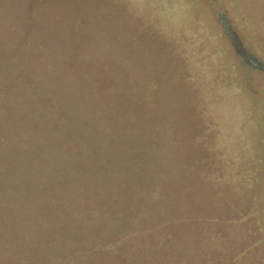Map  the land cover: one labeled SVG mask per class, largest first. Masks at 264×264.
<instances>
[{
    "label": "trees",
    "instance_id": "trees-1",
    "mask_svg": "<svg viewBox=\"0 0 264 264\" xmlns=\"http://www.w3.org/2000/svg\"><path fill=\"white\" fill-rule=\"evenodd\" d=\"M103 1L109 9L92 1L87 17L106 13L108 20L116 0ZM59 12L51 33H64L60 15H86ZM2 34L0 264H197L204 247L219 251L223 238L200 246L193 230L200 213L189 185L194 171L168 161L170 138L187 146L179 125L191 124L192 139L195 119L170 125L156 106L165 75L122 72L119 59L97 53L98 43L75 54L61 41L25 44ZM186 68L177 67L171 81Z\"/></svg>",
    "mask_w": 264,
    "mask_h": 264
},
{
    "label": "rangeland",
    "instance_id": "rangeland-1",
    "mask_svg": "<svg viewBox=\"0 0 264 264\" xmlns=\"http://www.w3.org/2000/svg\"><path fill=\"white\" fill-rule=\"evenodd\" d=\"M92 1L109 9L103 0H86L85 7L76 0H3L0 31L5 39L25 44L61 41L75 54L98 43L104 49L97 53L119 59L122 72L165 75L164 100L156 106L170 125L177 117L195 119L192 139L191 124L179 125L187 146L181 136L170 138L168 161L196 175L192 184L182 179L200 200L193 229L198 245L210 248L215 238H223L219 251L202 247L206 256L197 264L210 256L225 259L224 264H264V71L243 64L223 28L226 22L264 68V0H116L108 20L106 13L101 20L97 14L87 17ZM59 9L86 15L70 20L60 15L64 33H51ZM153 23L155 28L145 29ZM108 45L114 50L105 49ZM184 65V77L171 81Z\"/></svg>",
    "mask_w": 264,
    "mask_h": 264
},
{
    "label": "water",
    "instance_id": "water-1",
    "mask_svg": "<svg viewBox=\"0 0 264 264\" xmlns=\"http://www.w3.org/2000/svg\"><path fill=\"white\" fill-rule=\"evenodd\" d=\"M219 17H221L225 21V17L223 14L219 15ZM224 25H225V28L227 29V31H229L228 35L230 36L232 46L234 48L235 53L246 64H248L254 68L260 67V69L264 71V68L261 67V65L257 62V60L245 51V49H244L242 43L240 42V40L238 39L237 35L230 30L228 24L225 22Z\"/></svg>",
    "mask_w": 264,
    "mask_h": 264
},
{
    "label": "flooded vegetation",
    "instance_id": "flooded-vegetation-1",
    "mask_svg": "<svg viewBox=\"0 0 264 264\" xmlns=\"http://www.w3.org/2000/svg\"><path fill=\"white\" fill-rule=\"evenodd\" d=\"M224 23H225V22H224ZM258 69H260V67H259Z\"/></svg>",
    "mask_w": 264,
    "mask_h": 264
}]
</instances>
